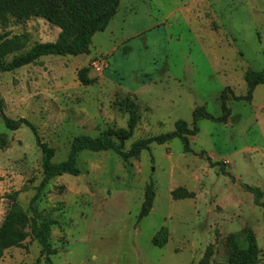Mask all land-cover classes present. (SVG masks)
<instances>
[{
	"label": "rangeland",
	"instance_id": "1",
	"mask_svg": "<svg viewBox=\"0 0 264 264\" xmlns=\"http://www.w3.org/2000/svg\"><path fill=\"white\" fill-rule=\"evenodd\" d=\"M25 8L22 18L11 16L7 27L0 25V35L26 34L30 40L5 63L60 34ZM83 69L96 84L80 83ZM249 71H264V0H121L88 55L44 57L0 72L5 114L35 125L56 150L54 163L67 160L77 137L126 129L133 111L137 128L125 152L139 140L173 134L179 121L193 128L197 108L219 118L222 96L231 90V117L224 123L201 120L199 133L189 137L192 153L185 154L177 138L132 159L83 152L79 177L54 179L40 203L57 221L49 234L53 264H229V237L245 249L249 234L257 241L258 264H264V208L244 189H260L264 203V85L251 102L233 100L247 95ZM0 136L10 143L0 151L1 227L14 203L28 208L43 170L30 128L11 132L0 118ZM151 185L155 200L142 218ZM178 189L195 197L177 200ZM164 229L166 244L156 246ZM45 259L31 237L23 248L8 250L1 264Z\"/></svg>",
	"mask_w": 264,
	"mask_h": 264
},
{
	"label": "trees",
	"instance_id": "2",
	"mask_svg": "<svg viewBox=\"0 0 264 264\" xmlns=\"http://www.w3.org/2000/svg\"><path fill=\"white\" fill-rule=\"evenodd\" d=\"M121 0H0V25L7 27L11 16L22 18L25 6H31V14L42 18L60 30L56 42L41 43L35 45L26 55L15 58L12 62L5 63L9 56L27 48L30 40L26 34L11 37L9 33L0 35V72L10 73L24 67L35 64L44 57H78L88 55L93 37L104 32L117 14ZM25 8V9H24ZM24 9V10H23ZM23 10V11H21ZM78 78L84 87L96 84L95 79L88 77V69L79 72ZM245 82L248 92L246 96L237 97V102H251L257 87L264 85V71H249L245 74ZM230 89H226L222 96V116L215 118L205 108H197L193 114V128L184 121L176 123V131L173 134L143 139L135 142L128 152L124 151L125 144L130 141L137 128L136 112H131L128 127L126 129L109 128L103 136L91 138L88 136L77 137L70 148L66 161L54 163L56 150L44 143L39 136L38 129L26 119L13 120L4 111L0 94V118L4 127L11 132L19 131L23 126L30 128L35 136L38 148L42 153L43 179L35 188V194L30 200L26 210L17 203L7 213L0 227V264L5 253L10 249L24 247V243L33 237L42 247V255L46 257V264H53L52 257L56 251L49 242L51 228L57 225V221L40 210V203L48 185L56 178L69 175L79 177V155L83 152L99 154L113 152L116 155L132 159L138 158L144 151H150L152 144L165 145L173 139H179L184 146V153H192L189 137L199 133L198 123L201 120H209L215 123H224L231 117V109L228 107ZM10 147L5 136H0V151ZM211 160V159H208ZM219 166L221 163H213ZM247 192L254 194L255 204L264 208L262 202L263 193L260 189L244 187ZM17 194V193H16ZM177 200L193 199L195 195L184 189H178L173 193ZM155 200L153 186L148 187L145 202L142 209V218H146ZM167 241V233L164 229L154 239V244L163 247ZM229 264H258L259 249L253 234H249L247 247L242 249L234 236L229 237Z\"/></svg>",
	"mask_w": 264,
	"mask_h": 264
}]
</instances>
